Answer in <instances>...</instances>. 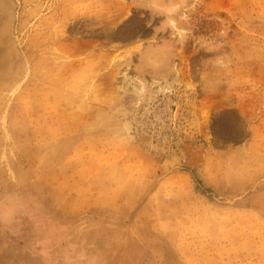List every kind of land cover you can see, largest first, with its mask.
<instances>
[{
	"label": "rangeland",
	"instance_id": "rangeland-1",
	"mask_svg": "<svg viewBox=\"0 0 264 264\" xmlns=\"http://www.w3.org/2000/svg\"><path fill=\"white\" fill-rule=\"evenodd\" d=\"M0 2V264H264V0Z\"/></svg>",
	"mask_w": 264,
	"mask_h": 264
},
{
	"label": "clouds",
	"instance_id": "clouds-1",
	"mask_svg": "<svg viewBox=\"0 0 264 264\" xmlns=\"http://www.w3.org/2000/svg\"><path fill=\"white\" fill-rule=\"evenodd\" d=\"M188 7L187 0H170L167 5L154 9L157 15L165 18L166 26L175 27L178 23V18H182ZM228 36L227 28L220 30L215 38L209 42L207 50L218 51L223 47L224 40ZM232 58L225 53H221L212 58L211 66L213 69L230 70Z\"/></svg>",
	"mask_w": 264,
	"mask_h": 264
},
{
	"label": "bare ground",
	"instance_id": "bare-ground-1",
	"mask_svg": "<svg viewBox=\"0 0 264 264\" xmlns=\"http://www.w3.org/2000/svg\"><path fill=\"white\" fill-rule=\"evenodd\" d=\"M1 4H2V2H0ZM1 9V8H0ZM37 84V83H36ZM36 90V89H35ZM38 91V90H37ZM40 91V90H39ZM45 91V90H44ZM40 92H42V91H40ZM39 93V92H38ZM44 93H42V95H43ZM34 101V100H33ZM37 101V100H36ZM33 103V102H32ZM31 103V104H32ZM42 103H44V102H42ZM35 111V110H34ZM37 111V110H36ZM36 132V131H35ZM41 133V132H40ZM36 137V136H35Z\"/></svg>",
	"mask_w": 264,
	"mask_h": 264
}]
</instances>
